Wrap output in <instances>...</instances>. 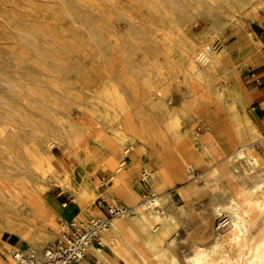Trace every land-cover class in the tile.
Instances as JSON below:
<instances>
[{"label":"rangeland","instance_id":"rangeland-1","mask_svg":"<svg viewBox=\"0 0 264 264\" xmlns=\"http://www.w3.org/2000/svg\"><path fill=\"white\" fill-rule=\"evenodd\" d=\"M225 2L238 11L239 25L224 14L221 5ZM260 3L264 4V0H248L247 6L242 5V0H0V181L9 187L28 179L43 185L48 204L61 214V205L75 201L64 178L69 177L74 187L78 186L76 181H81L85 172L79 162L84 158L83 149L92 144L98 130L96 123L105 124V136L114 140L123 134L125 115H139V121L151 119L158 125L168 120L171 110L178 113L176 117L185 132L204 134L203 124H194V95L184 80L173 81L170 101H162L156 94L166 84L158 74L182 68L185 45L209 32L212 13L222 26L218 40L228 49L242 87L251 92L255 87L250 75L252 67L246 66L238 49L251 43L255 46V40L263 36L264 30L257 25L264 22ZM254 56L252 53L249 58ZM255 107L249 104L246 110L257 125L262 112ZM205 116L197 115L214 121L210 115ZM261 133L264 135V130ZM129 146L132 143L127 139L118 142L122 152ZM257 153L264 158L263 147L256 148L254 155ZM133 156L134 152L130 157ZM133 159H141L149 174L154 162H163L151 157L149 150ZM190 164L188 173L192 176L169 191L172 206L186 208L179 225H174L166 238L177 235V243L167 249L165 257L156 249L146 251L143 264L184 263L185 255H192L198 245L211 253L215 242L223 241L229 230L230 219L214 212L209 189L193 195L188 205L180 195L179 190L190 182L202 189L208 175L209 168ZM51 165L61 171V180L50 173ZM135 167L129 184L139 192L140 205H144V196L153 191L145 185L140 190L141 167ZM110 177L103 170L91 177L98 189L96 196L85 197L86 215H92L89 211L96 209L98 200L127 205L123 199L117 197L113 202L107 195L106 189L114 187ZM2 209L0 206V226ZM80 212L79 208L76 213ZM140 215L138 212L126 219L138 232L142 230ZM60 218L57 224L61 229L64 220ZM263 228L260 223L253 236L258 237ZM57 240L36 251H43ZM7 244L14 247L12 251L31 248L5 232L0 240L3 264H12ZM224 248L233 251L232 246ZM113 252L111 258L123 264Z\"/></svg>","mask_w":264,"mask_h":264},{"label":"bare ground","instance_id":"bare-ground-1","mask_svg":"<svg viewBox=\"0 0 264 264\" xmlns=\"http://www.w3.org/2000/svg\"><path fill=\"white\" fill-rule=\"evenodd\" d=\"M242 5L247 6L248 0H242ZM259 7L264 8V4L260 3ZM259 7L251 11L252 15ZM221 9L229 20H235L239 25L236 19L238 11L230 8L226 2L222 3ZM221 34L222 26L210 13L209 32L185 45L181 54L182 68L176 67L171 72L158 74L160 81L166 84L156 94L162 101H170L173 81L184 80L194 95V124L202 123L204 134L185 132L176 117L178 113L171 110L168 120L158 125L151 119L139 121V115H125L123 134L114 140L105 136L106 125L98 122L92 144L82 148L84 158L79 164L85 174L81 175L80 182L76 181L78 186L74 187L69 177L64 178L79 208L84 210L86 195H97L98 187L91 177L102 170L111 174L114 187L106 189L107 195L114 200L117 197L123 199L130 212L114 220L101 239L106 242V237L123 264H143L145 252L151 249L158 250L165 257L167 249L176 245L177 235L166 238L171 228L179 225L186 208H174L169 191L192 176L188 173L191 162L209 168L208 175L203 179L202 189L195 182H190V185L179 190L180 195L188 205L193 195L209 189L214 212L227 216L230 225L223 241L215 242L211 253L198 245L192 255H185L184 263L175 261L171 264H264V228L258 237L253 236V230L260 223L264 225V158L254 155L256 148H264V135L247 113L246 107L250 102L228 49L218 40ZM255 44L256 48L261 45ZM251 46L252 43L240 49L242 57ZM229 64L232 65L227 68ZM200 113L203 116L206 114L205 118L210 115L214 121L197 117ZM126 139L132 143L133 152L138 156L149 150L151 157L163 160L162 163L154 162L150 172V184L157 196L156 208L140 205L139 192L129 184V175L136 171L133 163L139 167L142 165L141 159L136 161L133 158L123 165L127 155L126 151L119 149L118 142ZM49 171L55 179H62L59 176L61 171L55 165H51ZM42 178H45L44 175ZM211 183L214 184L212 188ZM44 192L43 185L35 184L30 179L13 187H9L4 180L0 181V206L3 208L0 240L6 232L40 251L62 236L57 224L62 214L48 204ZM138 212L141 213L140 232L126 221L127 217ZM81 218L85 219L83 216ZM224 245L232 246L233 251H226ZM6 246L9 251L7 256L12 261L11 254L15 249L12 251V245ZM214 255L218 259H213ZM102 258L107 260V264H120L111 257ZM0 264L3 263L0 261Z\"/></svg>","mask_w":264,"mask_h":264},{"label":"built area","instance_id":"built-area-1","mask_svg":"<svg viewBox=\"0 0 264 264\" xmlns=\"http://www.w3.org/2000/svg\"><path fill=\"white\" fill-rule=\"evenodd\" d=\"M253 79L254 73H250ZM133 152L132 146L126 149V155ZM127 159L125 160V165ZM122 165V166H123ZM150 175L142 170L140 182L147 184ZM157 196L153 192L145 195L144 204L156 208ZM65 207L67 204L64 205ZM96 208L102 213V217H94L88 221L72 220L61 223L62 236L51 246L41 252L30 247H18L11 254L12 264H80L87 260L90 247H95L101 253L103 245L102 234L107 231L111 223L129 214L130 209L125 206L107 204L102 200L96 202Z\"/></svg>","mask_w":264,"mask_h":264},{"label":"crops","instance_id":"crops-1","mask_svg":"<svg viewBox=\"0 0 264 264\" xmlns=\"http://www.w3.org/2000/svg\"><path fill=\"white\" fill-rule=\"evenodd\" d=\"M257 25L261 29L264 30V22L258 23ZM252 40L254 41V39H252ZM255 41H257L255 43L261 44L260 47L256 48V46H251V48L246 52L245 56H243V61L246 64V66L248 68L252 67V71H250V73H254L256 75V78L253 79V81L255 83V87L252 89L251 92H247L246 90L245 91L247 93V96H248V99L250 102L249 104L255 105L256 106L255 110L262 112V117L260 119H257V122H258L257 126L259 127L260 130H264V112H263L264 111V33H263V36L261 37V39H256ZM241 48L242 47H239L238 52L240 51ZM252 53L255 54L254 59L249 58ZM252 62L254 64H250ZM259 147H261V146H259ZM130 155L126 157V159H127L126 163H129L132 158H136V154L132 158L130 157ZM257 156L263 157L260 153H257ZM142 164H143V162H142ZM133 166L135 167L134 163H133ZM143 169L147 171V169L143 165V167H141V169H140V176H141V172ZM111 179L112 178L110 177V179H109L110 183L113 182V179L112 180ZM151 182H152V179L150 176L146 185L142 184L140 181L138 183L141 186V190L144 187L146 189L148 187H150L152 189V191L155 193V190L152 188ZM133 189H134V187H133ZM109 200H111V199H109ZM102 201H104V200H102ZM111 201L116 202V200L115 201L111 200ZM64 205H61L63 207V211H61V214L64 215L65 218L60 219V220H64V221H72V220L88 221L91 218L99 216L98 213L102 215V213L97 208L93 209V211H89V212H91L92 215H88V214L86 215L85 214V212L88 211L87 209H85L83 211L80 209L81 212L76 213L77 210L79 211V207H78L76 201H74L73 204L67 205L66 207ZM122 206L129 208L125 204H122ZM81 216L85 217L86 219L82 220ZM101 242L103 245V251L101 253H99L94 246L90 247L88 249V253H87V260L85 262H83V264H107V260H105L102 257H107V259H108L109 257H111L113 255L114 252H113L111 244H109L107 241L105 242L103 239H101ZM110 252H112V254H110ZM80 264H82V263H80Z\"/></svg>","mask_w":264,"mask_h":264}]
</instances>
